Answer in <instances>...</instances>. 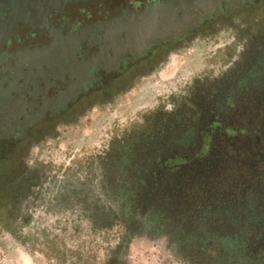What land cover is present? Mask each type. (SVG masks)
<instances>
[{"label":"rangeland","instance_id":"obj_1","mask_svg":"<svg viewBox=\"0 0 264 264\" xmlns=\"http://www.w3.org/2000/svg\"><path fill=\"white\" fill-rule=\"evenodd\" d=\"M245 21L155 62L33 147L29 184L0 190V264H194L165 234H128L110 198L129 180L137 144L191 121L215 92Z\"/></svg>","mask_w":264,"mask_h":264},{"label":"flooded vegetation","instance_id":"obj_2","mask_svg":"<svg viewBox=\"0 0 264 264\" xmlns=\"http://www.w3.org/2000/svg\"><path fill=\"white\" fill-rule=\"evenodd\" d=\"M238 19L222 80L264 89V0H0V190L29 184V151L91 104Z\"/></svg>","mask_w":264,"mask_h":264},{"label":"trees","instance_id":"obj_3","mask_svg":"<svg viewBox=\"0 0 264 264\" xmlns=\"http://www.w3.org/2000/svg\"><path fill=\"white\" fill-rule=\"evenodd\" d=\"M238 79L137 144L110 198L128 234H165L194 264H264V89Z\"/></svg>","mask_w":264,"mask_h":264}]
</instances>
